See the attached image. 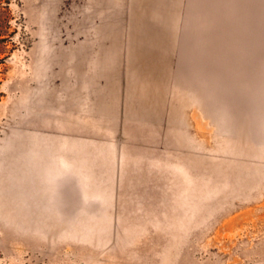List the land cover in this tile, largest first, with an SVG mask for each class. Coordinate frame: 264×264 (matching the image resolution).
Here are the masks:
<instances>
[{
	"label": "rangeland",
	"instance_id": "rangeland-1",
	"mask_svg": "<svg viewBox=\"0 0 264 264\" xmlns=\"http://www.w3.org/2000/svg\"><path fill=\"white\" fill-rule=\"evenodd\" d=\"M0 264H264V0H0Z\"/></svg>",
	"mask_w": 264,
	"mask_h": 264
}]
</instances>
